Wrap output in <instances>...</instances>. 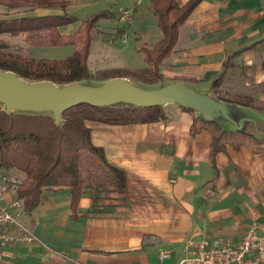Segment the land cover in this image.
<instances>
[{
	"label": "crops",
	"instance_id": "crops-1",
	"mask_svg": "<svg viewBox=\"0 0 264 264\" xmlns=\"http://www.w3.org/2000/svg\"><path fill=\"white\" fill-rule=\"evenodd\" d=\"M114 1L73 0L67 12L84 20L106 10L116 15L119 8L132 11V29L124 27L118 15L104 23H117L121 52L129 49L121 43L139 31L144 45L152 47L163 38L151 11L152 0L147 8L144 0H117V8ZM95 9L101 10L93 14ZM149 14L158 33L140 27ZM79 28L80 23H74L62 27L60 34L68 37ZM152 34L158 36L154 42ZM140 48L130 53L129 63L114 68L100 63L93 70L90 52L89 70L144 69ZM161 72L168 78L165 83L185 82L216 98L225 91L264 101V0H203L181 28ZM223 73L215 95L212 84ZM165 109L168 119L160 123L86 122L93 144L105 150L111 165L125 172L127 187L85 193L75 219L70 189L45 191L40 206L22 219L36 241L0 247V264H179L191 241L239 243L253 224L264 235V146L238 150L228 146L213 159L210 133H191L193 114L177 105ZM248 110L264 120V115ZM12 190L11 186L2 192V202L17 199ZM162 251L171 252V257L162 260Z\"/></svg>",
	"mask_w": 264,
	"mask_h": 264
},
{
	"label": "trees",
	"instance_id": "trees-1",
	"mask_svg": "<svg viewBox=\"0 0 264 264\" xmlns=\"http://www.w3.org/2000/svg\"><path fill=\"white\" fill-rule=\"evenodd\" d=\"M203 0H152L151 11L158 20L163 38L152 47H141L146 68L137 70L108 69L91 73L88 66L94 31L103 20L116 19V13L101 11L84 20L70 15L67 9L73 0H0L9 10H57L54 16L29 17L0 21V37H23L34 47L71 46L74 52L62 60L36 59L10 52V45L0 39V70L11 71L29 82L50 81L58 85L76 82L98 84L113 78H129L149 87L165 83L161 66L170 59L178 44L180 30L193 16ZM80 23L79 30L68 37H60L62 27ZM225 73L212 84L219 94ZM192 82L196 83L195 80ZM218 98L237 103L264 115V101L252 95H234ZM193 114L192 135L207 131L211 135L213 159L230 146L238 150L244 146L262 145L256 139L233 129L227 130L217 123L206 122ZM64 123L57 127L52 116L8 115L0 107V176L13 175L16 198L23 203L24 211L32 214L42 203L45 191L71 190L72 218H78L79 205L87 192L105 189L125 190L127 177L124 171L111 165L105 150L92 142L86 122L108 125H138L164 122L166 109L156 108H96L81 105L66 111ZM9 178V177H8ZM10 179V178H9Z\"/></svg>",
	"mask_w": 264,
	"mask_h": 264
},
{
	"label": "water",
	"instance_id": "water-1",
	"mask_svg": "<svg viewBox=\"0 0 264 264\" xmlns=\"http://www.w3.org/2000/svg\"><path fill=\"white\" fill-rule=\"evenodd\" d=\"M81 105L163 109L177 105L192 110L206 122L230 125L237 132L264 139L263 119L237 103L222 101L210 91L202 92L185 82L149 87L129 78H113L98 84L58 85L29 82L14 72L0 70V107L8 115H49L61 127L64 113Z\"/></svg>",
	"mask_w": 264,
	"mask_h": 264
},
{
	"label": "built area",
	"instance_id": "built-area-1",
	"mask_svg": "<svg viewBox=\"0 0 264 264\" xmlns=\"http://www.w3.org/2000/svg\"><path fill=\"white\" fill-rule=\"evenodd\" d=\"M120 20L130 22L133 13L129 10L120 11ZM8 177L0 176V197L9 188ZM23 203L18 199L2 202L0 199V247L13 244L34 243L35 236L23 222ZM189 253L179 264H264V235L253 224L249 227L242 241L234 243L231 240L221 241H191L188 244ZM171 252L162 251L160 258L169 259Z\"/></svg>",
	"mask_w": 264,
	"mask_h": 264
},
{
	"label": "rangeland",
	"instance_id": "rangeland-1",
	"mask_svg": "<svg viewBox=\"0 0 264 264\" xmlns=\"http://www.w3.org/2000/svg\"><path fill=\"white\" fill-rule=\"evenodd\" d=\"M121 1V0H120ZM151 0H144L143 7L147 8V5L149 4ZM122 5V4H121ZM114 8L117 6L119 7L120 4L118 1L113 2ZM116 7V8H117ZM119 9H126V8H119ZM38 9L30 10V9H18V10H9L6 7H3L0 5V21L4 20H11V19H17V18H22L26 20L29 17H39L37 13ZM96 11L93 12H99L101 9H95ZM92 14V13H91ZM120 10L118 11V19L120 20ZM146 14V13H145ZM47 16V15H46ZM48 16H54V15H48ZM149 16L148 18L145 19V22L140 25L148 28L149 31L152 33H158L157 32V22L151 14L147 15ZM78 17V16H76ZM132 19L130 22H124V27H128L129 29H132ZM116 21V20H115ZM109 23V21H101L97 25L95 31H94V43H92V49H91V57H90V68L92 70L96 66H100L99 64H108V66H112L114 68L115 66H119L123 62L129 63L126 61L130 57V53L132 52L135 54V51L139 47H151L148 43L145 45L142 44V39L143 37L140 35V31L136 33V36L129 37L126 42L121 43V45H125L126 47L129 46V49L126 50L124 49L122 52L120 51V46L118 43H116V40L118 38L117 34V23L114 21L111 22L110 24H104V23ZM123 24V22H122ZM119 30V28H118ZM154 36V37H153ZM65 37L62 36L60 37L59 42L61 41V38ZM158 36L157 34H152V40L155 41L157 40ZM0 39H4L7 41L10 45V52L12 53H17L21 54L30 58H36V59H49V60H62L66 59L67 57L71 56L74 49L71 46H64L62 44H59L58 46L55 47H34L29 45L23 37H18V38H9L7 36H2ZM134 51V52H133ZM132 59V58H131ZM130 59V60H131ZM133 64H140V60H137L135 58L132 59ZM143 65V63H142ZM166 81L168 78H165ZM202 90H205V87H201ZM200 88V89H201ZM248 95V94H246ZM251 95V94H250ZM222 97H228L232 96L229 92H221ZM227 130L233 129L230 125H227L224 127ZM10 179V185L12 186V189L15 192V178L13 175L9 176L7 175ZM12 190V191H13Z\"/></svg>",
	"mask_w": 264,
	"mask_h": 264
}]
</instances>
